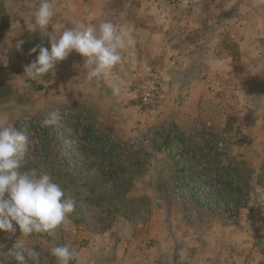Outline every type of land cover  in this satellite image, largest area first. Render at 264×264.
I'll use <instances>...</instances> for the list:
<instances>
[{"label": "rangeland", "instance_id": "374dc122", "mask_svg": "<svg viewBox=\"0 0 264 264\" xmlns=\"http://www.w3.org/2000/svg\"><path fill=\"white\" fill-rule=\"evenodd\" d=\"M135 1L153 3L150 9H136V15L144 10L156 11L166 14L169 20H179L186 14L181 12L185 0ZM229 1L233 18L228 49L235 60L241 57L239 43L249 53L244 60L241 57L244 62L240 63L247 67L239 65L237 72L245 68L249 71L248 78L264 77V31L255 40L263 25L253 22L254 15L264 18L260 2L215 0L216 21L209 26L216 34L222 31ZM3 2L0 0V14L5 12L0 16L4 25L0 24V124H13L28 136L29 152L22 170L36 168L51 175L66 196L76 201V207L54 236L34 233L24 237L19 229L13 236L0 232L2 264H17L8 250L18 238L40 254V264H56L50 255L55 246L69 245L77 256L83 246L109 245L115 226L142 228L151 216H160L167 208L178 205L215 212L227 223L239 222L242 227L260 224L264 232V187L259 183L264 166V78L256 83H250L253 78L247 84L232 83L230 102L218 104L214 118L193 134L155 121L165 104L145 108L138 99L133 100L136 111L128 105L125 112L118 111L119 120L111 123L103 117L99 126L98 120L93 121L98 106L85 102L80 83H48L46 74L45 81H28L25 86L24 69L33 60L19 56V40H3L6 25L19 17V9L5 8ZM255 4L259 7L257 13L253 9ZM237 12L247 16V22L240 23L239 15H234ZM171 24L176 32V24ZM239 36L247 38L246 41L238 43ZM53 110L61 114L59 123L41 127V121ZM167 137H171V146ZM192 166H202L205 171L194 179L181 177L185 170L180 171L179 167ZM234 167L241 169L240 181L250 176L251 179L246 181L244 191L234 189L228 195V188L219 179L231 178ZM241 220L244 224H240ZM259 240L264 245V233Z\"/></svg>", "mask_w": 264, "mask_h": 264}, {"label": "crops", "instance_id": "0c3cea01", "mask_svg": "<svg viewBox=\"0 0 264 264\" xmlns=\"http://www.w3.org/2000/svg\"><path fill=\"white\" fill-rule=\"evenodd\" d=\"M262 1H256V4L260 2L261 10L264 9ZM3 3L5 8L19 9V17L4 28L3 40H19V56H27L21 41L29 33L27 22L34 21L40 0H4ZM52 3L55 10L52 24L60 26L53 33L57 37L66 28L87 23L88 14L95 13L96 19L92 21L95 25L111 21L130 31L134 38V45L122 52V63L105 78L88 83L83 58L75 52L58 63L54 77L48 73V83H80L82 96L87 98L85 102L98 106L93 121L98 120L96 124L99 126H102L99 121L104 120L103 117L111 123L119 120L118 111L125 112L128 105L137 110L133 102L138 99L136 83L153 67L161 70L166 93L163 111L155 121L175 125L185 134L195 133L201 125L213 119L218 104L230 102L232 83H256L264 78H248L249 71L245 68L237 72V66H241L240 63L244 62L241 60L249 53L239 43L247 39L242 36L238 40L242 59L235 60V55L228 49L233 18L230 1L228 7H224L229 13L223 16L224 27L217 34L209 26L216 21L213 15L215 0L183 1L181 12L186 14L179 20H169L162 12L147 13L153 4L147 1L52 0ZM256 4L253 6L255 13L259 9ZM139 7L146 10L136 15L135 10ZM3 14L5 12L0 16ZM254 16L253 22L263 25L261 34L255 38L258 40L263 35L264 18ZM237 17L240 23L247 22V16L240 14ZM172 22L176 24V32L171 29ZM51 26L49 31H52ZM36 33L41 36L39 30L31 32V36ZM48 47L50 49L49 41ZM110 84L120 87L118 97L112 94ZM240 224L244 221L241 220ZM140 226L137 229L115 226L109 245L95 243L81 247L74 264H264V245L259 240L264 232L260 224L254 228L248 224L242 227L239 222L227 223L215 212L184 209L178 205L167 208L160 216H151L145 226Z\"/></svg>", "mask_w": 264, "mask_h": 264}, {"label": "clouds", "instance_id": "9594fccd", "mask_svg": "<svg viewBox=\"0 0 264 264\" xmlns=\"http://www.w3.org/2000/svg\"><path fill=\"white\" fill-rule=\"evenodd\" d=\"M54 15L52 0H40L34 21L27 22L28 31L35 33L39 30L40 35L50 42V49L41 44L31 50L35 53L39 49V54L25 66V86L28 81L44 80L50 72L54 77L58 63L73 52L83 58L87 82L100 80L122 63V52L135 43L131 32L122 26L111 21H102L98 26L92 23L96 19L95 13L88 14L87 23L66 28L57 37L53 33L60 26L52 24ZM50 24L52 31H49ZM109 86L112 94L118 97L120 87L116 84ZM60 118V112L53 110L41 121V127L56 125ZM28 152L29 141L25 132L17 130L13 124H0V232L13 236L19 229L24 237L34 233L54 236L56 229L75 211L76 201L67 197L48 173L36 168L22 170ZM8 255L17 264H28L30 260L33 264H40V254L19 238L8 250ZM50 255L56 259V264H71L76 256L69 245L51 248Z\"/></svg>", "mask_w": 264, "mask_h": 264}, {"label": "trees", "instance_id": "16d2710c", "mask_svg": "<svg viewBox=\"0 0 264 264\" xmlns=\"http://www.w3.org/2000/svg\"><path fill=\"white\" fill-rule=\"evenodd\" d=\"M31 35H32L31 32H29L27 34V36L22 39L21 45H22V48H23L24 52L27 54L26 57H28V58H36V56L39 54V49H37V51L35 53H33L31 50L33 48L37 47V45H41V42L42 41H45V43L42 44V45L45 46V47H48V40H46L45 38L39 36V33L34 34L33 37ZM42 39H44V40H42ZM0 84L2 85V83H0ZM166 142H169L170 143L171 142V137H167L166 138ZM171 145L172 144L170 143L169 146H171ZM204 169L205 168H203L202 166H200V167L192 166V167H189L187 169H184V167H179V170L180 171L185 170V172L183 173V175L181 177L184 178V177L187 176V177L192 178V179H194L197 176L202 175L203 172L205 171ZM262 169H263V171H262L261 175H259V177H260L259 183L264 187V166L262 167ZM233 170H234V173L235 174H233L231 176V178H228L229 180L228 179H224V178H220L219 179V181L221 183H223L222 184L223 187L225 189L228 188V190L226 191V194H228V195L234 189H237L239 192L244 191L245 186L247 188V184H248V183L246 184V181H248V180L251 179V176H250V177L247 178V180L240 181V178H241V174H240L241 169L238 168V167H234ZM109 173H107V174H109ZM112 173H114V171ZM242 182L244 183L243 185H242ZM219 193H220V191H219ZM234 202L236 204H239L236 200Z\"/></svg>", "mask_w": 264, "mask_h": 264}, {"label": "built area", "instance_id": "2783aa9c", "mask_svg": "<svg viewBox=\"0 0 264 264\" xmlns=\"http://www.w3.org/2000/svg\"><path fill=\"white\" fill-rule=\"evenodd\" d=\"M138 100L145 108L162 106L166 101L163 75L158 67L152 68L138 83Z\"/></svg>", "mask_w": 264, "mask_h": 264}]
</instances>
